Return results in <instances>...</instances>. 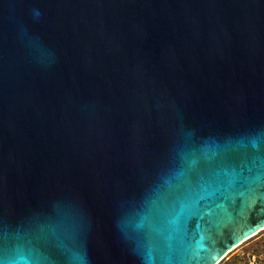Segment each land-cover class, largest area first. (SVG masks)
I'll list each match as a JSON object with an SVG mask.
<instances>
[{
	"label": "water",
	"instance_id": "water-1",
	"mask_svg": "<svg viewBox=\"0 0 264 264\" xmlns=\"http://www.w3.org/2000/svg\"><path fill=\"white\" fill-rule=\"evenodd\" d=\"M262 229L264 0H0V264H215Z\"/></svg>",
	"mask_w": 264,
	"mask_h": 264
},
{
	"label": "rangeland",
	"instance_id": "rangeland-1",
	"mask_svg": "<svg viewBox=\"0 0 264 264\" xmlns=\"http://www.w3.org/2000/svg\"><path fill=\"white\" fill-rule=\"evenodd\" d=\"M263 239L264 229L260 230L258 233L232 249L223 259L225 260L230 254L238 253L239 257H245L247 264H264V247H262ZM242 244L243 246H241ZM257 246L258 248H256ZM223 259L215 264H226L223 263Z\"/></svg>",
	"mask_w": 264,
	"mask_h": 264
},
{
	"label": "trees",
	"instance_id": "trees-1",
	"mask_svg": "<svg viewBox=\"0 0 264 264\" xmlns=\"http://www.w3.org/2000/svg\"><path fill=\"white\" fill-rule=\"evenodd\" d=\"M262 247H264V239L262 241ZM243 246V244L241 245ZM258 248V246L256 247ZM260 248V247H259ZM224 260V259H223ZM223 263H226V264H247V260L245 259L244 256H241L239 257V254L238 253H233V254H230L224 261Z\"/></svg>",
	"mask_w": 264,
	"mask_h": 264
},
{
	"label": "snow or ice",
	"instance_id": "snow-or-ice-1",
	"mask_svg": "<svg viewBox=\"0 0 264 264\" xmlns=\"http://www.w3.org/2000/svg\"><path fill=\"white\" fill-rule=\"evenodd\" d=\"M253 231H255L254 228H253V229H249V232H253ZM245 235H248V232H246ZM229 246H230V245H229Z\"/></svg>",
	"mask_w": 264,
	"mask_h": 264
}]
</instances>
